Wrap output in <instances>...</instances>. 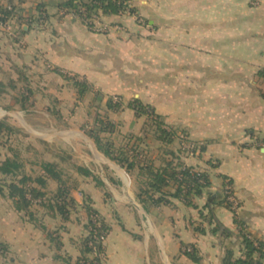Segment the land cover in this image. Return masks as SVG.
<instances>
[{"label": "crops", "instance_id": "0c3cea01", "mask_svg": "<svg viewBox=\"0 0 264 264\" xmlns=\"http://www.w3.org/2000/svg\"><path fill=\"white\" fill-rule=\"evenodd\" d=\"M39 1L34 12L47 9L46 19L10 20L17 33L0 26V81L21 74L36 94L24 102L37 106L18 112L29 129L15 123L4 104L0 120L30 134L32 147L20 154L24 170L46 179L33 215L18 210L5 187L0 191V264H80L86 197L109 226L106 264H223L227 247L235 257L243 254L233 212L207 203L225 177L233 182L247 231L264 240V0H130L136 15H105L106 32L62 13L65 0ZM75 79L88 84L82 97ZM112 96L121 98L122 109L107 107ZM134 98L152 104L167 128L195 144L180 156L205 171L210 186L192 205L177 198L140 201L138 183L81 129L102 114L116 125L105 137L140 133L145 118L128 106ZM34 117L49 120V128ZM6 156L12 152L2 146L0 158ZM45 162L76 186L71 196L77 206L68 219L47 201L59 182L44 171ZM74 163L103 185L78 171L65 177ZM10 179L0 173V186Z\"/></svg>", "mask_w": 264, "mask_h": 264}, {"label": "trees", "instance_id": "16d2710c", "mask_svg": "<svg viewBox=\"0 0 264 264\" xmlns=\"http://www.w3.org/2000/svg\"><path fill=\"white\" fill-rule=\"evenodd\" d=\"M127 1L130 0H65L61 4V8H66L65 13L71 11H79L80 6H85L89 13L102 12L104 15L116 14L120 10L124 9L127 5ZM133 10L134 7L132 8ZM12 7L0 10V22H10L13 18ZM264 73V70H263ZM76 87L78 88V95L82 97L88 90V84L84 81L74 80ZM0 87H3L0 81ZM31 93V90H30ZM22 99V103H25ZM133 108L138 116L149 115L151 111L149 106L145 105L140 99L134 98L128 104ZM107 107L112 110H120L123 108L121 98L117 96V99L110 97L107 102ZM95 124L87 134L94 139L98 148L104 152V154L111 160L117 162L121 167H124L129 173L134 169L135 163L129 160L128 153L119 149L116 150L111 142L103 138L102 133L111 132L114 129L113 123L109 119L103 117H97ZM165 132V130H162ZM172 131V130H171ZM18 132L17 128L9 124L6 119L0 120V137L6 136V142L1 146H7L12 152V156H6L4 159L0 158V173L4 176H10L9 182L4 181L0 186V191L5 194L4 187L7 190L6 195L14 200L15 207L18 210H25L33 215V211L30 212L31 206L35 200L43 199L45 192L41 190L46 185V179L43 175L33 177L26 174L24 170V162L21 158L19 150L13 148L10 144L11 135ZM173 132V131H172ZM11 145V146H10ZM77 171L85 176H93L96 179L98 185H103L99 177L91 172L89 169L82 166L74 165ZM44 171L56 179L59 182L58 189L52 197L47 201L57 209L64 219L70 218L71 212L76 208L77 203L73 196H71L72 190L76 187L74 184H68L62 177L56 164L51 162H45L42 165ZM148 172L147 180L142 182L143 186L139 187L138 198L143 203H170V198H177L183 200L186 204L192 205V198L195 196H201L204 194L206 188L210 186L209 176L205 171L194 169L192 166L186 165L184 162H179L177 165H167L163 168H155L153 165L141 166ZM228 177H225V179ZM232 185L233 182L230 179ZM33 183H37L39 186H34ZM172 189V190H171ZM234 191V188L231 192ZM85 208L88 213L87 231L88 234L84 236L82 241V255L79 258L80 264H106L104 257L98 256L95 252L93 245L90 242L93 241V232L89 230V226L92 225V216L97 217L100 222V229L104 231L106 237L109 233V226L101 213L90 205V200L86 197ZM208 205H220L230 209L234 214V221L238 227L240 236L242 237L243 254L239 257L234 256V252L231 248L227 247L226 254L223 258V264H264V240L255 238L244 228L245 222L238 216L235 210L232 209V204L227 200V196L224 193V188L216 193H208ZM218 229L221 224L218 223ZM223 235H229V231L224 229ZM105 242L98 243V248L105 254ZM4 251L3 245L0 244V254ZM194 259H197L194 250H186Z\"/></svg>", "mask_w": 264, "mask_h": 264}, {"label": "rangeland", "instance_id": "374dc122", "mask_svg": "<svg viewBox=\"0 0 264 264\" xmlns=\"http://www.w3.org/2000/svg\"><path fill=\"white\" fill-rule=\"evenodd\" d=\"M27 3L25 7H21L22 3ZM37 2H40L39 0H0V10H3L5 8H8L10 5L12 7L13 11V18L11 20H21L23 23L26 22L25 19L27 18H33V19H46L48 16L47 9H39L38 12H34L35 6H37ZM40 5V3H38ZM44 7V6H43ZM23 10V11H22ZM1 27L6 28L7 30H10L12 33H17L16 30L17 27L13 26L12 21L7 23L5 26L0 25ZM17 26V25H16ZM15 29V31H13ZM10 36V35H9ZM16 76L15 78H11L8 75H6L5 80L1 81L3 84V87H0V104H4L5 106H8L11 108V112L14 114L15 123L19 124V120L21 116L18 112H24L26 109H35L37 106H34L30 104V101L27 103H22V99L25 97H34L36 95L34 93V87H31V84L26 82V79L20 74V76H17V74H14ZM31 90V93H30ZM115 98V96H112ZM20 100L17 103H14L15 100ZM14 103V104H13ZM145 105L149 106V110L151 113L149 115H142L144 116L145 120L143 123L142 131L138 134H129L126 135L124 138L120 139L119 137L113 138L112 137H105V133L103 135V138L107 141L104 142H111L116 150L123 149L128 153L129 160L133 161L135 163L134 169L129 173L124 167H121L117 162L111 160L112 162L118 164L122 170H125L126 176L129 178L132 177L136 183H138V186H143L142 182L147 180L148 171L146 169H143L141 166L146 165H153L155 168H163L167 165L175 166L179 162H183L180 154H186L187 151L190 152L192 148H189L183 144L182 137L178 135L175 131H171V129L167 128L165 123L162 121L161 115H159L156 112L155 107L152 104L144 103ZM94 107H98L97 105ZM24 109V110H22ZM14 111V112H13ZM19 118H18V117ZM99 117H103L105 119H108V117L99 114ZM97 114L95 115V119L92 124H88V126H81V129H84V131L87 133L91 127L94 126L95 120L98 117ZM35 119L32 120L34 123H37L39 125L43 126V129L46 127L49 128L51 122L49 120H45L42 118L34 117ZM19 119V120H18ZM6 121L11 124L9 120L6 119ZM27 122H24L21 120V126L23 125L24 128H28L26 124ZM62 122H60L61 124ZM12 125V124H11ZM20 125V124H19ZM114 125V131L116 129V125ZM14 126V125H12ZM15 127V126H14ZM17 128L18 132L13 133L11 135L12 139L10 141V144L13 146V148H17L19 150L20 154H24L23 151L27 152V148L32 147L33 141L28 139L30 134L28 132L22 131L20 128ZM162 130H165L163 132ZM111 131V133H112ZM32 135L33 133L30 132ZM187 141V139H186ZM6 142V136L0 137V145L2 143ZM10 145V146H11ZM6 147V146H4ZM2 146L0 147V149ZM70 157V154H69ZM22 158V157H21ZM111 162V163H112ZM76 165V163H74ZM118 168V167H117ZM73 169V170H72ZM72 169L66 168L65 177H72L74 174V171H77L76 167L73 166ZM104 170L107 174L112 173L113 175H117L115 173V170L110 168V166H104ZM118 168L119 173L121 174L123 171ZM101 171V170H100ZM102 172V171H101ZM71 174V175H70ZM104 174V173H102ZM234 188V186H233ZM172 190V189H171ZM240 201V200H239ZM241 207V203H240ZM240 208L238 209V216L240 217ZM87 230V229H86ZM58 231V230H57ZM86 235L88 234V231H86ZM85 235V236H86ZM59 236V235H58ZM84 238V237H83Z\"/></svg>", "mask_w": 264, "mask_h": 264}, {"label": "built area", "instance_id": "2783aa9c", "mask_svg": "<svg viewBox=\"0 0 264 264\" xmlns=\"http://www.w3.org/2000/svg\"><path fill=\"white\" fill-rule=\"evenodd\" d=\"M133 6L131 4V1H127V5L124 9L120 10L119 14H135L136 11H134ZM66 8H61L62 13L66 12ZM74 16L78 17L81 19V21L91 30L94 31H101V32H106L109 28L110 25L104 21V14L102 12H92L89 13L87 8L85 6H80L79 11L73 12L71 11ZM6 22H0V25H6ZM6 27V26H5ZM115 99H117V96H115ZM180 137H182V140L185 141L183 144L185 146L192 148V150L195 148V144L186 141V137L181 134ZM224 193L227 196V200L232 204V209L238 212V209L240 208V201L237 198L235 191L231 192L233 189V185L230 181V178L225 179L224 183ZM92 225L89 226V230L93 232V241L90 242V245L94 246V249L96 250V254L100 257H104V253L99 250L98 248V243L105 242L106 240V234L102 229H100V222H98L97 217L95 215L92 216ZM246 229V225L244 226ZM247 230V229H246ZM187 250H192V248H187Z\"/></svg>", "mask_w": 264, "mask_h": 264}]
</instances>
